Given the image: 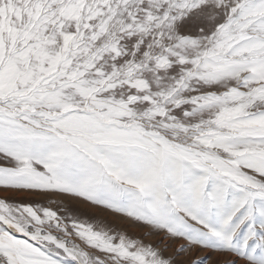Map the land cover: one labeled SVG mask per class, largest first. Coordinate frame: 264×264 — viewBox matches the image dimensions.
<instances>
[{"label": "snow or ice", "instance_id": "snow-or-ice-1", "mask_svg": "<svg viewBox=\"0 0 264 264\" xmlns=\"http://www.w3.org/2000/svg\"><path fill=\"white\" fill-rule=\"evenodd\" d=\"M0 264H264V0H0Z\"/></svg>", "mask_w": 264, "mask_h": 264}]
</instances>
